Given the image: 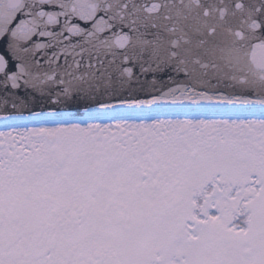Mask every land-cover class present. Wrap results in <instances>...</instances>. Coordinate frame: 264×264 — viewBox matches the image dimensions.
<instances>
[{
    "label": "snow or ice",
    "instance_id": "snow-or-ice-1",
    "mask_svg": "<svg viewBox=\"0 0 264 264\" xmlns=\"http://www.w3.org/2000/svg\"><path fill=\"white\" fill-rule=\"evenodd\" d=\"M0 264H264V0H0Z\"/></svg>",
    "mask_w": 264,
    "mask_h": 264
}]
</instances>
